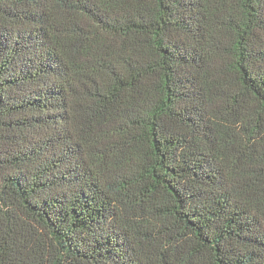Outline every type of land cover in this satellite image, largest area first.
Wrapping results in <instances>:
<instances>
[{
	"label": "trees",
	"instance_id": "16d2710c",
	"mask_svg": "<svg viewBox=\"0 0 264 264\" xmlns=\"http://www.w3.org/2000/svg\"><path fill=\"white\" fill-rule=\"evenodd\" d=\"M0 264H264V0H0Z\"/></svg>",
	"mask_w": 264,
	"mask_h": 264
}]
</instances>
